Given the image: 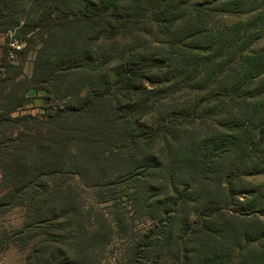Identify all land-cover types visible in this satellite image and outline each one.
<instances>
[{"label":"trees","instance_id":"16d2710c","mask_svg":"<svg viewBox=\"0 0 264 264\" xmlns=\"http://www.w3.org/2000/svg\"><path fill=\"white\" fill-rule=\"evenodd\" d=\"M123 1L0 0V208H24L0 252L31 242L24 264H102L123 226L99 205L123 202L149 224L115 264L168 252L172 264H264V222L224 209L252 194L245 176L264 163V54L237 52L200 3L156 0L146 17ZM144 21L164 38L158 54L103 75L93 43ZM9 31L43 41L29 77L32 47L12 63ZM40 89L43 112H17Z\"/></svg>","mask_w":264,"mask_h":264},{"label":"rangeland","instance_id":"374dc122","mask_svg":"<svg viewBox=\"0 0 264 264\" xmlns=\"http://www.w3.org/2000/svg\"><path fill=\"white\" fill-rule=\"evenodd\" d=\"M98 1V0H91ZM156 0H124V6L132 7L136 12H143L146 17L149 16L151 8ZM184 5L188 3H200L203 5L204 11L210 16L209 25L213 31L223 30L228 32L230 40H237L233 44L235 50L241 51L242 54L261 52L264 54V0H180ZM189 13H185L188 19ZM192 21V20H191ZM228 33L225 34L228 36ZM43 37H47L44 33ZM9 41H14L18 48L12 50L9 59L12 63H17L21 54L19 50L29 48L24 56L23 76L29 77L33 68V61L36 57L37 50L41 48V40L35 42L34 46L29 44L27 40H19L14 36V31H9ZM36 39V38H35ZM164 38L158 34L156 27L150 21L141 22L137 31L131 35L117 36L113 39L99 38L93 43L91 55L94 60L100 59L104 68L103 75L110 74L113 65L121 57L130 58H149L157 55L158 48L164 45ZM4 44V43H3ZM1 43V45H3ZM39 51V50H38ZM224 51V49H223ZM236 52V53H237ZM211 53L202 52L197 56L206 57ZM238 55V54H237ZM236 55V56H237ZM228 56L222 60L230 59ZM191 57V56H190ZM194 58V57H193ZM4 74L0 72L2 77ZM19 77V79L22 77ZM18 79V80H19ZM20 79V80H21ZM156 84L150 86L154 92ZM165 85L171 86L170 89L175 90V94L179 97H185L186 87L184 83L168 81ZM167 89V88H166ZM202 90H199V92ZM206 93L211 92L209 89ZM201 92L200 94H204ZM197 93V92H195ZM191 95L194 92H190ZM38 96L31 103L26 104L17 112L41 113L42 108L46 105L47 100L42 99L45 91L40 89ZM47 111V109L45 110ZM15 112V113H17ZM252 184L251 195H246L245 199L240 203L238 200L224 207L229 213L236 214L241 217L255 216L264 222V163L260 170L255 174L245 176ZM101 210L107 213L108 217H118L119 223L123 228L119 234L115 233L110 243L102 252V264H115V260L123 256V247L128 242L135 241L142 230L149 224L148 220H142L138 215H133L124 203L120 202L115 208L109 204H100ZM24 208L22 206H14L10 208H0V230H9L17 227L23 221ZM134 217V218H133ZM239 225L238 222H233ZM31 242L26 245L8 244L7 247L0 252V264H24ZM171 253L168 252L161 257L159 264H172Z\"/></svg>","mask_w":264,"mask_h":264},{"label":"built area","instance_id":"2783aa9c","mask_svg":"<svg viewBox=\"0 0 264 264\" xmlns=\"http://www.w3.org/2000/svg\"><path fill=\"white\" fill-rule=\"evenodd\" d=\"M8 46L10 47V49H9V56H11L12 50L15 49V48L17 49L18 48V45L14 41H9L8 40Z\"/></svg>","mask_w":264,"mask_h":264},{"label":"crops","instance_id":"0c3cea01","mask_svg":"<svg viewBox=\"0 0 264 264\" xmlns=\"http://www.w3.org/2000/svg\"><path fill=\"white\" fill-rule=\"evenodd\" d=\"M5 37H6V34H0V53H1V50H2V45L1 43L3 44L5 42Z\"/></svg>","mask_w":264,"mask_h":264}]
</instances>
